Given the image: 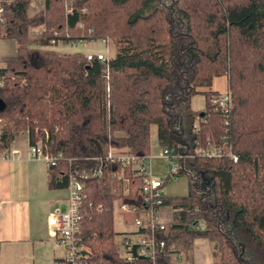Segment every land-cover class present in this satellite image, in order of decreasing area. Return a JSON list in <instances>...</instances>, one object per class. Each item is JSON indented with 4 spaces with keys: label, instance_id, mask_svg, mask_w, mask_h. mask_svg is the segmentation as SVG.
Returning <instances> with one entry per match:
<instances>
[{
    "label": "trees",
    "instance_id": "16d2710c",
    "mask_svg": "<svg viewBox=\"0 0 264 264\" xmlns=\"http://www.w3.org/2000/svg\"><path fill=\"white\" fill-rule=\"evenodd\" d=\"M42 2L30 15L29 0H0V39L15 45L12 57L0 59V149L27 132L29 146L40 142L43 153L60 154L47 168V188L64 189L69 175L110 148L149 156L154 127L156 148L182 155L173 177H185L187 193L163 198L171 222L157 236L164 249L153 264H192L196 239L207 241L214 264H264V0ZM36 27L46 46L108 38L114 56L88 62L78 53L30 48ZM221 76L230 99L226 126L208 103L212 93L198 92ZM196 95L203 97L199 111L191 109ZM223 143L234 162L193 155ZM117 170L107 165L84 184L77 235L84 261L151 264L118 253L113 202L138 205L140 178H130L126 196H114L108 176Z\"/></svg>",
    "mask_w": 264,
    "mask_h": 264
},
{
    "label": "built area",
    "instance_id": "2783aa9c",
    "mask_svg": "<svg viewBox=\"0 0 264 264\" xmlns=\"http://www.w3.org/2000/svg\"><path fill=\"white\" fill-rule=\"evenodd\" d=\"M2 8L0 7V25H3L1 18ZM106 45L104 39L99 40ZM93 42V41H88ZM62 43L59 40H50L49 45ZM87 41L73 40L68 44H82ZM96 59L99 62H105L109 59L101 55H85L86 61ZM112 59V58H111ZM2 76H0L1 86ZM208 103L213 112L223 117V125H227V117L230 109V99L228 92L223 94H212ZM4 122L0 119V133ZM14 152H7L0 149V159L8 160ZM226 155L233 162L236 157L227 149L225 143L220 146H210L196 148L193 155L203 158H219ZM29 155L33 159H41L46 167L54 165V162L60 158V154L50 157L42 152L41 143L38 142L29 147ZM158 158L165 162H171L166 177L172 178L178 169L177 161L182 155L175 154L172 149L162 148L158 150L157 156L138 157L131 155L125 148H110L103 158L91 159L92 165L89 168L73 172L68 176L65 190L67 191L66 209L59 212L58 209L52 210L48 214L45 226L48 229L49 237L55 247L64 251L62 264H86L85 255L82 253L83 247L77 237L80 231V224L84 217L85 207L83 200L85 198L84 184L91 180H97L102 177L104 168L117 166L118 170L108 176V186L110 193L114 196H126L128 182L130 178H140V202L138 205L121 203L118 200L113 202V215H118L121 223L129 219L132 230L128 233L120 234L115 240L120 257L130 262L138 257L148 258L153 264L155 257L163 252L164 241L158 239V234L164 232L171 218H164L161 210L165 206L161 195V182L157 180L151 170V161ZM69 162L70 159H67ZM90 206V204H88ZM99 211L100 207H96ZM173 259L179 260L180 253L172 254Z\"/></svg>",
    "mask_w": 264,
    "mask_h": 264
},
{
    "label": "crops",
    "instance_id": "0c3cea01",
    "mask_svg": "<svg viewBox=\"0 0 264 264\" xmlns=\"http://www.w3.org/2000/svg\"><path fill=\"white\" fill-rule=\"evenodd\" d=\"M10 42H0V59L14 55L15 45ZM198 92H227L226 77L212 78L210 87ZM29 147L27 132L18 133L7 148L14 154L0 159V264H62L64 251L53 245L45 221L52 210L65 211L67 191L47 188V167L41 159L30 157ZM161 213L171 218L169 207L164 206ZM129 221L121 223L118 218L121 230L113 229L115 240L132 230ZM191 255L192 264H214L204 239L192 242Z\"/></svg>",
    "mask_w": 264,
    "mask_h": 264
},
{
    "label": "rangeland",
    "instance_id": "374dc122",
    "mask_svg": "<svg viewBox=\"0 0 264 264\" xmlns=\"http://www.w3.org/2000/svg\"><path fill=\"white\" fill-rule=\"evenodd\" d=\"M29 14H35L42 10L43 2L42 0H29ZM39 29L31 28L29 30V38L31 40V43L29 45L30 48H38V49H49L56 51L60 54L69 55L78 53L85 57L87 54L91 55H101L105 59H111L114 56V44L113 42L106 38L104 39L106 42V45L102 44L99 40H92L93 42L82 43V44H53L50 46L43 45L40 42V35H39ZM42 31V27H41ZM91 41V40H90ZM0 42H7L10 41H4L0 39ZM86 42V41H85ZM11 44L13 42H10ZM191 108L193 110H201L203 108V98L200 95L195 96L191 100ZM155 128H151V153L150 156H157L158 155V149L155 146ZM171 162H165L163 160H160L158 158H154L151 161V170L154 175V177L159 180L162 183L161 187V195L165 199H174V198H181L184 197L187 193V186H186V179L182 176H176L172 178L166 177L168 174V170L171 167ZM118 215H113V229L114 230H121V227L118 225ZM129 223V222H128Z\"/></svg>",
    "mask_w": 264,
    "mask_h": 264
},
{
    "label": "water",
    "instance_id": "95a60500",
    "mask_svg": "<svg viewBox=\"0 0 264 264\" xmlns=\"http://www.w3.org/2000/svg\"><path fill=\"white\" fill-rule=\"evenodd\" d=\"M3 107H4V105H3V103L0 101V111L3 110Z\"/></svg>",
    "mask_w": 264,
    "mask_h": 264
}]
</instances>
